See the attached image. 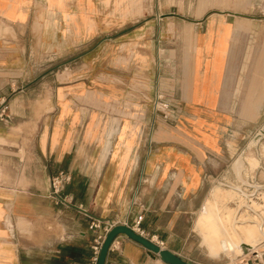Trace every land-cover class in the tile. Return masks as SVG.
<instances>
[{"label": "crops", "instance_id": "1", "mask_svg": "<svg viewBox=\"0 0 264 264\" xmlns=\"http://www.w3.org/2000/svg\"><path fill=\"white\" fill-rule=\"evenodd\" d=\"M113 11L111 0H0V264H88L102 227L132 225L137 215L143 236L182 258L206 264L193 261V247L217 258L196 222L211 189L225 186L223 91L240 25L192 17L182 38L193 46L177 65L103 71L92 64ZM86 45L91 65L44 68ZM251 61L264 74V43ZM249 82L247 95H256L257 80ZM158 98L166 117L153 107ZM60 170L71 177L62 191L70 203L48 193ZM104 264L166 263L120 233Z\"/></svg>", "mask_w": 264, "mask_h": 264}, {"label": "rangeland", "instance_id": "2", "mask_svg": "<svg viewBox=\"0 0 264 264\" xmlns=\"http://www.w3.org/2000/svg\"><path fill=\"white\" fill-rule=\"evenodd\" d=\"M111 1L114 4L112 18L115 27L104 38L99 37V48L96 51L99 57L92 64L103 71H110L112 68L129 64L133 74V67L137 66V63L148 68H166L177 65L182 61L185 49L190 50L193 46V42H186L182 38L183 31L188 25L187 22L192 17L215 16L218 19L227 20L233 28L236 24L240 25L238 30H232L228 43V70L223 91L225 106L222 107L227 118L224 127L226 165L223 182L225 188L229 185H238L247 193V203L245 202L244 205H250L252 200L259 201L260 199L252 198L251 193L255 186H259V196L264 193V74L256 71L254 62L251 61V54L264 43V0ZM123 20L127 21L124 25L127 31L125 36L130 38L129 43L125 44V50H129V55L125 53L124 58L120 55L122 44L118 40L122 35L120 31L123 28L121 25ZM89 46L86 45L76 52L53 60L44 68L56 69L69 64L89 66L92 53H83ZM80 53L84 56H80ZM106 54L109 57L104 59L103 56ZM253 78L257 80L256 95H247L248 92H253L247 88L248 82H251ZM258 94H261L260 97ZM159 99L154 100L155 111L162 117L168 116V104L164 108L162 104L166 102L158 101ZM251 101L253 105L242 110L241 103ZM250 151L255 154L259 162L253 169L245 162V167L241 171V179H237L232 163L239 156L244 158ZM230 205L235 206V203L231 202ZM249 205L242 206L243 213L246 210L250 213ZM209 254L217 258L209 259L200 249L192 248L193 261L196 263L229 264L241 261L245 257L256 258L264 262V252L261 254L260 251L252 253L247 250L236 259L223 254L220 256L211 251Z\"/></svg>", "mask_w": 264, "mask_h": 264}, {"label": "bare ground", "instance_id": "3", "mask_svg": "<svg viewBox=\"0 0 264 264\" xmlns=\"http://www.w3.org/2000/svg\"><path fill=\"white\" fill-rule=\"evenodd\" d=\"M255 158L247 154L244 158L239 156L233 161L232 169L237 179H241L245 162L251 169L258 164L259 161L256 156ZM246 198L247 193L238 185H229L226 188L217 185L211 189L196 222L202 243L209 251L216 254L224 252L225 256L233 259L247 250L252 253L264 251V244H257L264 239V193L258 195L259 201L251 199L250 205H244L247 203ZM231 202L235 203V206L230 205ZM248 205L251 212L253 210L259 214H250L249 210H246L239 215L236 222L235 211Z\"/></svg>", "mask_w": 264, "mask_h": 264}, {"label": "built area", "instance_id": "4", "mask_svg": "<svg viewBox=\"0 0 264 264\" xmlns=\"http://www.w3.org/2000/svg\"><path fill=\"white\" fill-rule=\"evenodd\" d=\"M162 105L164 106V108L167 107V103H164ZM6 109H7L6 105L2 104L0 106V119L7 118V115L5 113ZM164 117H166V116H164ZM70 178L71 177H70L69 172H66L63 170H60L56 174H53L50 176V178H49V192L48 193H49V196L52 199H54V201L56 203H58V202L70 203V200L66 199V196L63 195V193H62L64 186L70 181ZM141 219H142V216L137 215L133 221V224L129 225V226L134 232L143 235V230L140 228ZM112 225H114V224H110L109 226H103L102 232L97 234L96 238L94 239V243L92 245L93 255H92V258L88 264H96L101 241H102L105 233L109 230V228ZM89 227L90 228H97V227H99V224L97 222H91ZM155 243L161 246V242L156 241ZM254 256H257V255H254ZM239 262H241L242 264H264V262L260 261L259 259L256 260V258L251 259L249 257H247V258L245 257L241 261H234L232 263L237 264ZM232 263H229V264H232Z\"/></svg>", "mask_w": 264, "mask_h": 264}, {"label": "water", "instance_id": "5", "mask_svg": "<svg viewBox=\"0 0 264 264\" xmlns=\"http://www.w3.org/2000/svg\"><path fill=\"white\" fill-rule=\"evenodd\" d=\"M257 186H255L256 188ZM120 233L127 235L128 237L132 238L133 240L139 242L142 246H144L148 253L151 256H158L163 262L166 264H195L192 263L175 252L170 251L167 248L161 247L160 245L156 244L152 240L148 239L147 237L134 232L129 225L123 224H114L112 225L109 230L105 233L98 252L96 264H104L106 254L108 252L109 246L114 239V237Z\"/></svg>", "mask_w": 264, "mask_h": 264}]
</instances>
